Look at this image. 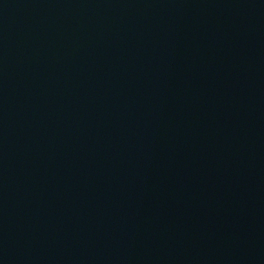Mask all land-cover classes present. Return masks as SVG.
Returning a JSON list of instances; mask_svg holds the SVG:
<instances>
[{"label":"water","instance_id":"1","mask_svg":"<svg viewBox=\"0 0 264 264\" xmlns=\"http://www.w3.org/2000/svg\"><path fill=\"white\" fill-rule=\"evenodd\" d=\"M0 264H264V0H0Z\"/></svg>","mask_w":264,"mask_h":264}]
</instances>
